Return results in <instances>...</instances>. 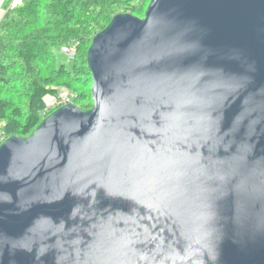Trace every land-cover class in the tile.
I'll return each instance as SVG.
<instances>
[{
    "label": "water",
    "instance_id": "1",
    "mask_svg": "<svg viewBox=\"0 0 264 264\" xmlns=\"http://www.w3.org/2000/svg\"><path fill=\"white\" fill-rule=\"evenodd\" d=\"M86 64L0 143V264H264V0H150Z\"/></svg>",
    "mask_w": 264,
    "mask_h": 264
},
{
    "label": "trees",
    "instance_id": "2",
    "mask_svg": "<svg viewBox=\"0 0 264 264\" xmlns=\"http://www.w3.org/2000/svg\"><path fill=\"white\" fill-rule=\"evenodd\" d=\"M126 1L21 0L8 9L0 21V94L16 90L23 101L0 96V130L6 138L31 134L48 113L44 99L58 88L68 86L75 104L80 93L72 85L92 81L86 52L93 36L116 13H138L136 2ZM64 47L74 51L69 65L57 63Z\"/></svg>",
    "mask_w": 264,
    "mask_h": 264
},
{
    "label": "rangeland",
    "instance_id": "3",
    "mask_svg": "<svg viewBox=\"0 0 264 264\" xmlns=\"http://www.w3.org/2000/svg\"><path fill=\"white\" fill-rule=\"evenodd\" d=\"M129 0H127L125 3H127ZM132 2H136V7L138 10V13H135V16H138L140 18L144 17V13L145 10L150 2V0H130V3ZM125 6H128V4H126ZM58 59H57V63L59 62H63L65 64L70 63V60L72 57H69L66 52L62 49L61 53H58ZM65 57V58H64ZM41 77H43V75H41ZM20 85V84H18ZM68 87V86H67ZM67 87H61L58 88L57 93L55 96H49L47 98L44 99V103H45V113L48 112L47 114H49L51 111H53L55 108L61 106L59 105L60 101H62V99L64 98H69L70 103H72L71 101L73 100V94L70 91L69 88ZM72 88H76L77 89V94L80 93V97H78V100L75 101V105L82 108V109H89L92 107V93H91V88H92V81L88 80L86 83L84 84H74L72 85ZM5 95L8 98H12L14 99L16 102L18 101V103H22L23 101V96H20V92L18 91H4V93L0 94L1 95ZM56 103V104H55ZM58 103V104H57ZM74 104V103H72ZM12 134V130L10 131ZM6 139V136H4V134L2 133V131L0 130V143Z\"/></svg>",
    "mask_w": 264,
    "mask_h": 264
},
{
    "label": "built area",
    "instance_id": "4",
    "mask_svg": "<svg viewBox=\"0 0 264 264\" xmlns=\"http://www.w3.org/2000/svg\"><path fill=\"white\" fill-rule=\"evenodd\" d=\"M20 2H21V0H13L12 3H11V7H14V6L18 5ZM62 49L66 52V54H67L69 57H73V55H74V51H73L72 49H70V48H68V47H64V48H62ZM58 103H60L59 105L68 104V103H70V100H69V98H64V99H62V101H60V102H58ZM58 103H57V104H58ZM55 104H56V103H55Z\"/></svg>",
    "mask_w": 264,
    "mask_h": 264
},
{
    "label": "crops",
    "instance_id": "5",
    "mask_svg": "<svg viewBox=\"0 0 264 264\" xmlns=\"http://www.w3.org/2000/svg\"><path fill=\"white\" fill-rule=\"evenodd\" d=\"M13 0H0V21L8 11V9L12 8L11 3Z\"/></svg>",
    "mask_w": 264,
    "mask_h": 264
}]
</instances>
